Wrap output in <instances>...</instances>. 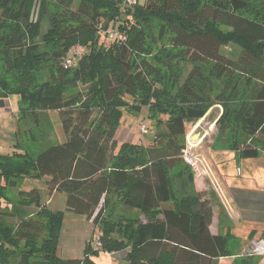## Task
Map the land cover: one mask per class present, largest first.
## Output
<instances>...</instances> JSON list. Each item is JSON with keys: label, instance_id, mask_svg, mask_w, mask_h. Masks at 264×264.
Returning a JSON list of instances; mask_svg holds the SVG:
<instances>
[{"label": "trees", "instance_id": "16d2710c", "mask_svg": "<svg viewBox=\"0 0 264 264\" xmlns=\"http://www.w3.org/2000/svg\"><path fill=\"white\" fill-rule=\"evenodd\" d=\"M112 30L121 37L109 38ZM12 94L16 140L0 153V264H95L90 254L100 251H125V264H219L231 255L229 235L210 230L211 200L182 155L188 124L212 106L235 135L228 151L264 155V0H0V107ZM124 108H146L151 143L116 148ZM49 111L63 138L28 137L42 143L31 154L21 124ZM41 178L48 194L64 195L65 210L91 220L95 249L87 242L81 257L58 254L65 212L37 187L23 188Z\"/></svg>", "mask_w": 264, "mask_h": 264}, {"label": "rangeland", "instance_id": "374dc122", "mask_svg": "<svg viewBox=\"0 0 264 264\" xmlns=\"http://www.w3.org/2000/svg\"><path fill=\"white\" fill-rule=\"evenodd\" d=\"M151 20V22H155L157 18H152ZM47 26L48 23L46 21H43L40 27V35L47 30ZM153 33L156 34L157 31L154 30ZM37 41L41 44L40 50L50 49L49 45H45L40 40ZM224 50L230 52V47L226 46L224 47ZM185 66L186 69L184 67V63L181 65L182 70H187L190 67L189 64L188 66L187 64H185ZM41 74L46 76V70H43ZM86 87V85H82L81 83L78 84V89L80 90H86ZM218 88H220L219 85ZM7 100L13 103L15 107H17L19 95H9ZM11 103H9V105L12 106ZM221 113V106H212L201 120L194 124H188L189 131L185 138L186 145L188 146L190 151L197 156L199 162L194 179H208L209 175L212 173L210 163H212V160L214 159L216 165L220 169V174L224 175L225 180H242L243 183L251 187L264 189V156L261 155L257 157L256 160L245 159L243 161L244 169H237L236 171L233 164L234 155L239 158V154L236 152L233 155L226 152L231 149V143L233 142V137H235V135L234 133H232V130L227 129L222 124V122H220L219 124L217 123V120L220 118ZM142 124H145L148 127V132L143 133L141 131L140 127L142 126ZM155 128L156 125L154 121L148 117L146 108H142L138 111L128 108L122 109V114L115 133V139L117 141L116 148H118L119 145L124 142H134L144 145L151 143L154 137ZM27 129L31 131L32 135L29 132H26ZM21 133L22 142L31 154H37L38 152H40L41 145L37 141H27L28 137L33 139L36 137V135H44L45 140L51 142L58 141L63 138L62 128L59 124L58 113L56 111L42 113V118L38 122H34L31 118H29L27 121L21 124ZM196 134L198 135L197 140L193 141L192 137ZM211 152H214L212 153V157L210 155ZM241 170H244V172L242 173V175H239ZM211 185L216 190L217 188H220L216 182H214V184L212 182ZM23 186L24 189L37 187L39 191L41 190L42 199L46 201L51 200L48 203L51 209L63 210L65 212V231L67 230L65 246L72 247V250L65 256L81 257L83 254L85 241L86 243L90 242V249L96 248L95 242L98 235L97 228H95L94 225L88 222V220L83 216L65 210L64 195L62 193L57 192L54 195L48 194L47 184L44 178H41L39 180L27 179ZM16 193L17 189L15 188L13 189V191L9 190L8 195L15 197ZM27 210L31 212L35 211V208L29 207ZM259 240L263 241L261 243V246L263 247L264 237H260L253 241L259 242ZM81 241L83 244L80 243ZM253 241L249 243L247 251L242 252V258L244 259L246 257H252L254 260L257 259L254 264H264V250H259L260 252L258 255L256 253H253L252 250H254L255 247ZM61 246H64L63 243H61ZM90 259L95 264H125V259L118 256L115 252L100 251L98 253H91Z\"/></svg>", "mask_w": 264, "mask_h": 264}, {"label": "crops", "instance_id": "0c3cea01", "mask_svg": "<svg viewBox=\"0 0 264 264\" xmlns=\"http://www.w3.org/2000/svg\"><path fill=\"white\" fill-rule=\"evenodd\" d=\"M9 103L11 102L6 98L5 105L0 107V153L10 152L13 149L12 143L16 140L15 131L17 129L18 105L15 107L14 104L11 103L12 107ZM226 152L234 155V152ZM212 153L214 152H211V157ZM244 160L245 159L240 157L237 158V156L234 155L233 164L236 171L237 169H244ZM210 166L212 173L209 175L210 178L208 177L209 180L194 179L195 189L198 192L204 193L205 196L211 200L213 209L210 230L213 233H226L230 237L229 250L231 255L219 258L218 263L240 264L242 252L247 251L249 243L262 237L261 232L264 228V189L251 187L243 183L242 180H225L224 175L220 174V169L216 165L214 159L212 160V163H210ZM243 172L244 170H241L239 175H242ZM212 182L213 184L216 182L220 188H217L216 190L212 187ZM88 222L92 223L91 220H88ZM65 226L66 221L64 214V221L58 245V254L61 257L70 258L72 256H65L72 250L71 246H65L67 233V230L65 231ZM61 243H63L64 248L61 246ZM80 243H82V241ZM85 244L86 241L84 242V245ZM115 253L124 259L125 251Z\"/></svg>", "mask_w": 264, "mask_h": 264}, {"label": "built area", "instance_id": "2783aa9c", "mask_svg": "<svg viewBox=\"0 0 264 264\" xmlns=\"http://www.w3.org/2000/svg\"><path fill=\"white\" fill-rule=\"evenodd\" d=\"M115 1L120 2L122 5L130 6V7L134 6L137 3V0H115ZM108 34H109L108 35L109 38L121 37V35L118 32L113 30L108 32ZM81 54H82V47L78 46L70 49L67 56L65 57L64 64L68 67L72 66ZM140 128L143 133L148 132V127L145 124H142ZM182 157L185 160V162L190 166V168L193 170L194 174H196L195 172L197 171V167L199 164L198 158L194 153L190 151L187 145L183 150ZM262 242H263L262 240H259V242L253 241V244H255L254 250H252L253 253H256L258 255L260 252L259 250H264V246L263 247L261 246Z\"/></svg>", "mask_w": 264, "mask_h": 264}, {"label": "water", "instance_id": "95a60500", "mask_svg": "<svg viewBox=\"0 0 264 264\" xmlns=\"http://www.w3.org/2000/svg\"><path fill=\"white\" fill-rule=\"evenodd\" d=\"M144 3H145V0H139V5L143 6V5H144ZM197 137H198V135H197V134H196V135H194V136L192 137V140H193V141H196V140H197Z\"/></svg>", "mask_w": 264, "mask_h": 264}]
</instances>
